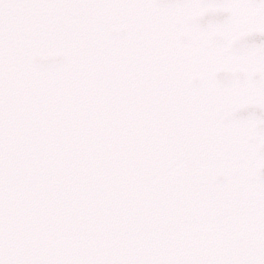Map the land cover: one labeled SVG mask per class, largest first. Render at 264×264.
I'll list each match as a JSON object with an SVG mask.
<instances>
[{
    "label": "snow or ice",
    "instance_id": "obj_1",
    "mask_svg": "<svg viewBox=\"0 0 264 264\" xmlns=\"http://www.w3.org/2000/svg\"><path fill=\"white\" fill-rule=\"evenodd\" d=\"M0 264H264V0H0Z\"/></svg>",
    "mask_w": 264,
    "mask_h": 264
}]
</instances>
